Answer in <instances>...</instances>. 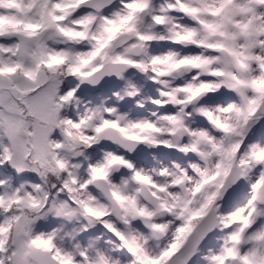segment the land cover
<instances>
[{
  "label": "snow or ice",
  "instance_id": "snow-or-ice-1",
  "mask_svg": "<svg viewBox=\"0 0 264 264\" xmlns=\"http://www.w3.org/2000/svg\"><path fill=\"white\" fill-rule=\"evenodd\" d=\"M0 264H264V0H0Z\"/></svg>",
  "mask_w": 264,
  "mask_h": 264
}]
</instances>
